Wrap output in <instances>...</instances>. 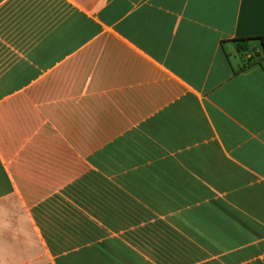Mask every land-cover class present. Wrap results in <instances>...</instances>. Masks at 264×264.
<instances>
[{"label": "crops", "instance_id": "0c3cea01", "mask_svg": "<svg viewBox=\"0 0 264 264\" xmlns=\"http://www.w3.org/2000/svg\"><path fill=\"white\" fill-rule=\"evenodd\" d=\"M264 0H0V264H264Z\"/></svg>", "mask_w": 264, "mask_h": 264}, {"label": "trees", "instance_id": "16d2710c", "mask_svg": "<svg viewBox=\"0 0 264 264\" xmlns=\"http://www.w3.org/2000/svg\"><path fill=\"white\" fill-rule=\"evenodd\" d=\"M250 38H256L260 41L262 50L264 53V37L263 36H257V37H244V38H235L234 41L236 43V48L241 51V50H246L247 47V41Z\"/></svg>", "mask_w": 264, "mask_h": 264}]
</instances>
